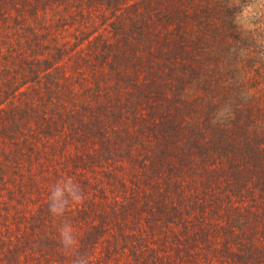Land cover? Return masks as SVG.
<instances>
[{"label": "rangeland", "instance_id": "1", "mask_svg": "<svg viewBox=\"0 0 264 264\" xmlns=\"http://www.w3.org/2000/svg\"><path fill=\"white\" fill-rule=\"evenodd\" d=\"M228 3L0 0V264H71L74 255H66L60 244L59 228L64 223L74 230L75 254L87 255L90 264H161L149 255L152 246L160 249L161 239L146 242L140 261L132 248L139 239L148 240L135 211L140 208V188L146 185L124 196L123 191L135 185L128 159L123 154L111 157V162L100 159L102 138L107 133L115 135L116 128L120 130L133 115L129 114L123 124L113 116L111 124L104 125L110 128L106 134L96 132L91 139H83L81 130L67 121V116L90 117L105 110L109 115L119 114L116 106L124 94L120 92L129 88L130 81L125 78L133 70L141 69L143 75L148 73L153 78L165 77L164 72L154 73L149 66V52L153 47L161 48L156 37L192 34V28L201 22L199 29L213 39L206 52L213 46L210 54L222 62L213 67H229L220 59L226 51L227 64L239 68L236 82L252 93L242 113L249 121L247 129L254 133L250 142L256 143L255 137L262 136L257 132L264 133V74L256 69L260 60L252 58L258 55L254 40L242 37L237 25H232L234 13L240 9L229 8ZM206 5L218 13L204 14L198 22L196 13ZM241 47L250 50L247 58L240 57ZM106 48L120 55L138 52L134 59L137 69L123 61L116 64L111 56L102 54ZM217 76L214 74L213 80ZM256 105L262 110L253 111ZM261 146L264 148V143ZM257 148V154L263 155L264 149L258 144ZM235 162L244 167L241 156ZM69 178L81 187L84 198L71 204L63 217H54L49 212L51 189ZM197 187L186 181L188 204L195 198ZM257 189L256 185L254 193ZM230 212L227 207L226 213ZM187 217L189 222L196 219L192 213ZM195 225L198 228L199 224ZM92 226L98 230L96 245L82 249ZM212 242L214 248H223L218 238ZM255 242L240 245L264 261V239ZM109 249L114 251L107 253ZM216 252L205 248L203 260L210 253L235 263L223 252L220 256ZM157 254L162 256L163 251Z\"/></svg>", "mask_w": 264, "mask_h": 264}, {"label": "trees", "instance_id": "2", "mask_svg": "<svg viewBox=\"0 0 264 264\" xmlns=\"http://www.w3.org/2000/svg\"><path fill=\"white\" fill-rule=\"evenodd\" d=\"M202 7L204 10L196 13L200 16L198 22L204 14L218 13L211 6ZM200 23L192 28V34L156 37V44L161 48L151 46L149 66L154 73L164 72L165 77L153 78L148 73L143 75L141 69L133 70L125 78L130 81L129 88L120 92L124 94L116 106L119 114L109 115L106 110L90 117L68 114L67 121L81 130L83 139H91L96 132L106 134L110 128L104 125L111 124L113 116L123 124L129 114L133 115L122 126L132 129L116 128L115 135L107 133L102 138L104 151L100 159L111 162V157L122 154L128 159L135 185L123 191L124 196L146 185L140 188V208L135 211L148 240L139 239L132 246L135 259L140 261L144 256L146 242L161 239L160 249L152 246L149 253L161 264L197 261L231 264L210 253L203 260L205 248L218 250V256L223 252L234 264H264L261 258L240 245L244 242L252 245L251 242L264 239V154H257V144L262 147L264 133L257 132L262 136H254L257 142H250V135L254 133L247 129L249 121L242 113L246 104L241 93L246 90L243 83L236 82L239 68L227 64L226 51L223 52L226 59L223 56L220 59L229 67H213L222 62L210 54L213 46L206 52L213 39L211 34L199 29ZM102 54L111 56L116 64L123 61L137 69L134 59L139 57L138 52L120 55L106 48ZM252 58L258 59L257 55ZM256 69L264 74V61L260 60ZM214 74L218 75L217 80H213ZM225 104H231L233 118L224 125H213L214 114ZM262 108L256 105L253 111ZM58 119H55L57 123ZM238 156L244 158L242 168L235 162ZM186 181L198 186L189 204ZM256 185L258 189L254 193ZM191 213L196 218L193 222L187 217ZM223 218L225 224H222ZM97 233V227L92 226L83 239L82 249H93ZM216 238L223 244L222 249L212 246ZM261 246L264 248V244ZM156 250L163 251V255L158 256ZM113 251L109 249L107 253Z\"/></svg>", "mask_w": 264, "mask_h": 264}, {"label": "clouds", "instance_id": "3", "mask_svg": "<svg viewBox=\"0 0 264 264\" xmlns=\"http://www.w3.org/2000/svg\"><path fill=\"white\" fill-rule=\"evenodd\" d=\"M228 7L240 9L234 13L233 23L237 25V31L242 37L254 40V47L258 50L257 58L264 61V0H249L247 4L242 3V0H229ZM249 53L250 50L247 48L239 49V55L242 58H247ZM251 95L250 91L241 93V97L245 100ZM232 118V106L225 104L216 111L211 123L224 125ZM83 198L81 187L72 179L60 181L51 189L49 212L54 217H63L71 204H78ZM59 237L64 253L75 257L71 264H90L87 255L75 254L77 239L71 224L64 223L59 228Z\"/></svg>", "mask_w": 264, "mask_h": 264}]
</instances>
